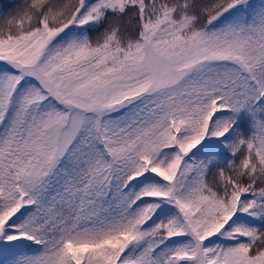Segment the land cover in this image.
I'll return each instance as SVG.
<instances>
[{"label":"snow or ice","instance_id":"6c2138e0","mask_svg":"<svg viewBox=\"0 0 264 264\" xmlns=\"http://www.w3.org/2000/svg\"><path fill=\"white\" fill-rule=\"evenodd\" d=\"M0 264H264V0H0Z\"/></svg>","mask_w":264,"mask_h":264}]
</instances>
